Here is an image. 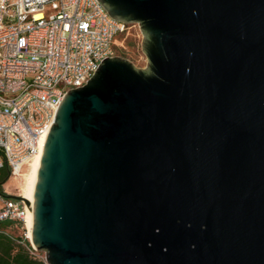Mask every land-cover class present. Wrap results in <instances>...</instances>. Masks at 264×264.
I'll return each mask as SVG.
<instances>
[{"label":"water","instance_id":"95a60500","mask_svg":"<svg viewBox=\"0 0 264 264\" xmlns=\"http://www.w3.org/2000/svg\"><path fill=\"white\" fill-rule=\"evenodd\" d=\"M99 1L140 25L148 62L106 57L64 96L35 249L46 264H264V0Z\"/></svg>","mask_w":264,"mask_h":264},{"label":"built area","instance_id":"2783aa9c","mask_svg":"<svg viewBox=\"0 0 264 264\" xmlns=\"http://www.w3.org/2000/svg\"><path fill=\"white\" fill-rule=\"evenodd\" d=\"M126 28L99 0H0V169L23 176L66 93L116 56ZM26 213L23 200L3 196L0 221L24 224ZM23 237L31 241L28 230Z\"/></svg>","mask_w":264,"mask_h":264},{"label":"rangeland","instance_id":"374dc122","mask_svg":"<svg viewBox=\"0 0 264 264\" xmlns=\"http://www.w3.org/2000/svg\"><path fill=\"white\" fill-rule=\"evenodd\" d=\"M142 39L143 33L140 25L138 23L127 24V28L119 33L114 40L116 55L131 60L137 67H146L148 59L143 51ZM21 178L15 179L14 177H10L7 167L0 169V207L3 205L4 195L21 194L19 186ZM9 229L17 236H25V232L27 231L25 223L18 222H15ZM38 256L45 260V252L38 251Z\"/></svg>","mask_w":264,"mask_h":264},{"label":"trees","instance_id":"16d2710c","mask_svg":"<svg viewBox=\"0 0 264 264\" xmlns=\"http://www.w3.org/2000/svg\"><path fill=\"white\" fill-rule=\"evenodd\" d=\"M14 223L13 220L0 221V264H46L43 258L30 251L28 239L9 229Z\"/></svg>","mask_w":264,"mask_h":264},{"label":"bare ground","instance_id":"6f19581e","mask_svg":"<svg viewBox=\"0 0 264 264\" xmlns=\"http://www.w3.org/2000/svg\"><path fill=\"white\" fill-rule=\"evenodd\" d=\"M44 147H45V141H42L40 144L39 152L32 158V160L26 166V170L25 172H23L22 178L17 177V178H21V182L19 183L21 196L26 198L30 202V205H27L25 223L28 230V235L31 239H32V230H33L34 193H35L36 183L38 179V171H39V166H40Z\"/></svg>","mask_w":264,"mask_h":264}]
</instances>
